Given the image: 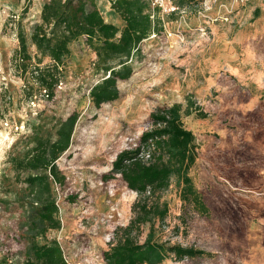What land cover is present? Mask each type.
<instances>
[{"label":"rangeland","instance_id":"obj_1","mask_svg":"<svg viewBox=\"0 0 264 264\" xmlns=\"http://www.w3.org/2000/svg\"><path fill=\"white\" fill-rule=\"evenodd\" d=\"M64 1L53 0L57 7ZM137 2L87 0V36L69 45L47 98L32 72L53 63L31 41L45 2L0 0V258L9 264H107L104 252L137 217L141 199L112 172L113 162L139 145L153 113L174 105L196 137L189 175L208 213L183 202L173 178L161 196L166 218L134 227L132 237L143 244L152 233L155 243L210 254L182 261L171 255L161 264L234 263L229 238L242 235L250 208L264 195L231 184L229 160L241 167L249 143L264 137L258 130L264 97L256 81L230 76L229 25L240 26L257 0H205L176 11L177 0ZM123 35L133 39L120 42ZM23 47L26 75L17 58ZM124 64L132 75L117 80L118 98L97 107L91 90ZM66 135L69 146L60 150ZM38 142L46 157L33 169ZM41 251L53 258H41Z\"/></svg>","mask_w":264,"mask_h":264},{"label":"trees","instance_id":"obj_2","mask_svg":"<svg viewBox=\"0 0 264 264\" xmlns=\"http://www.w3.org/2000/svg\"><path fill=\"white\" fill-rule=\"evenodd\" d=\"M114 5L125 0H109ZM136 3L139 0H134ZM205 0H177V7L184 9L198 5ZM41 12L42 23L37 24L31 35L32 44L42 57L48 58L53 65L46 69L34 66L33 76L40 87L51 97L55 86L59 82V69L65 66L70 56L69 45L86 37L84 19L87 16V0H65L62 7H57L53 0H44ZM132 36L123 35L120 42L132 40ZM17 54L20 69L25 75L28 72L29 60L26 50ZM132 70L124 64L122 69H112L109 76L91 90V98L97 107L118 98L117 80H127ZM204 116V115H203ZM152 128L145 131L134 149L121 152L113 162L114 174H119L127 187L136 192L141 199L135 204L137 217L123 230L119 238H115L103 257L107 264H161L169 256L174 255L178 261L185 258L194 259L210 256V254L181 245H168L152 241V233L141 244L132 237L134 227L152 221L155 218L164 220L168 209L161 202L162 194L170 187L173 178L178 186L182 185L180 196L183 202L192 204L199 211L208 213L203 196L195 187L189 175L198 158V147L194 133L188 130L181 116V106L159 110L151 115ZM64 134V133H62ZM70 135H66L60 142V150L69 146ZM44 142L35 146V158L31 167L37 169L44 164L46 157ZM41 258L52 259L53 254L40 252ZM61 258L59 251H56ZM0 264H9L5 257L0 258Z\"/></svg>","mask_w":264,"mask_h":264},{"label":"crops","instance_id":"obj_3","mask_svg":"<svg viewBox=\"0 0 264 264\" xmlns=\"http://www.w3.org/2000/svg\"><path fill=\"white\" fill-rule=\"evenodd\" d=\"M245 15L240 26L229 25L230 76L242 84L256 81L259 96L264 97V0H257V7ZM260 107L264 109L261 101ZM258 130L264 136V121L258 123ZM249 145L241 167L229 160V182L244 193L264 195V137L254 138ZM250 209L242 235L229 238L233 264H264V196Z\"/></svg>","mask_w":264,"mask_h":264},{"label":"built area","instance_id":"obj_4","mask_svg":"<svg viewBox=\"0 0 264 264\" xmlns=\"http://www.w3.org/2000/svg\"><path fill=\"white\" fill-rule=\"evenodd\" d=\"M157 2H160L159 4H161V2H163V0H157ZM176 10H179V8L176 6L172 7V11H176Z\"/></svg>","mask_w":264,"mask_h":264}]
</instances>
